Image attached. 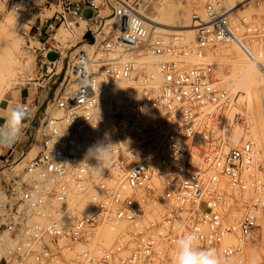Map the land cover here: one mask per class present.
Listing matches in <instances>:
<instances>
[{"label":"built area","instance_id":"1","mask_svg":"<svg viewBox=\"0 0 264 264\" xmlns=\"http://www.w3.org/2000/svg\"><path fill=\"white\" fill-rule=\"evenodd\" d=\"M197 1L202 24L188 42L183 32H157L131 0H38L36 13L53 12L26 35L42 45L43 62L53 52L62 65L52 98L60 115L44 112L37 128L41 150L5 216L12 244L0 264H174L175 240L188 232L221 264H264V253L252 259L264 232V160L247 130L234 142L231 122L244 127L235 96L205 60L233 45L264 80V0H251L250 12ZM18 2L7 6L19 12ZM82 24L95 27L80 35L89 44L90 33L91 48L59 51L57 32ZM101 147L111 159L98 176Z\"/></svg>","mask_w":264,"mask_h":264},{"label":"rangeland","instance_id":"2","mask_svg":"<svg viewBox=\"0 0 264 264\" xmlns=\"http://www.w3.org/2000/svg\"><path fill=\"white\" fill-rule=\"evenodd\" d=\"M131 2L133 3L134 7L138 10V12L141 10V8L145 9V12L147 14L146 16H150L148 18L155 16L160 10L170 12V14L172 12L176 13L179 11L184 15H186L187 12L193 14H198L201 11L203 12L202 5L197 0H187L186 3L181 2L180 0H131ZM236 2L237 1L235 0H225V3L230 7H232ZM38 4V0H19L17 6L19 7L20 11L13 12L8 8L7 0H0V57L4 62V69L8 68L6 67L7 65L13 64V68H10V72L12 71L14 73L11 74L12 72L9 73V71L3 73L5 75L4 78L6 77L8 80H12L13 82H10L12 85H9L10 87L6 92L10 90L14 91L19 88H26L32 94V100H34V105L38 107L37 109L33 108L31 110L32 115H34V123L32 124V127L28 129L23 128L22 134L19 140L14 143L12 150H7L6 148H4L0 152V255L4 252L5 247L12 244V241L10 240L8 234L4 231L3 224L5 216L8 213L9 207H12L13 204L17 201L19 183L21 181V178L23 177V170L25 164L30 159L35 157L41 150L43 138L41 132L37 131V128L43 120L44 112L46 115L50 116L60 115V112L57 111L53 105L52 98L53 93L58 92L60 89V82L64 72L61 67L62 65L61 63L55 61L56 55L53 52H49L47 54V60L43 62L40 57L42 45L33 38L32 34H30L29 36L26 35L27 31L33 24L37 25L39 23V19L36 20L37 16H39L42 23H45L53 12L52 9L41 11L42 13L38 14L39 11L36 8ZM248 4H246L247 6L244 8L246 12H250V5ZM35 11L38 12L36 13ZM107 14L108 12L102 13V15ZM90 15L91 12L89 10H85L83 12V16L85 18H89ZM172 20L174 19L172 18ZM91 27L92 29L95 28L92 24H89L88 26L82 24L72 33H65L62 30H59L57 32V35H61V38L63 39L62 42H59V51H74L76 49H88L77 48V46L79 44L85 43L80 40V35L84 30ZM107 27H109V25H106V28ZM14 30L15 32H17L16 34L18 37V41L21 45L19 55L20 60L18 59L15 63L13 61L15 52L11 50L14 49V47L10 48V52L7 51L8 47H10L9 44ZM163 34L168 33L163 32ZM107 37V34L100 35V38ZM228 49L229 48L225 47V45L218 46L216 50L214 49L215 51L212 50L206 54V59L208 57H211L212 55L215 59L223 60L227 57L232 56L234 58L243 57L244 60L248 61L247 58H245L237 48L236 49L240 54L232 53ZM145 62L148 66H151V64H153L155 60L147 59ZM223 62H225V60H223ZM209 66L211 73L215 78L214 69L211 64ZM221 70L224 74L229 73L228 66H223ZM254 71H257L256 68H254ZM15 74H17L18 76ZM14 75L17 77H14ZM216 80L218 84L225 87V85L222 84L218 79ZM249 80L254 81L253 84L255 86H251V88H249V90L252 91H250L251 98H249V95H247V92L245 90L246 88L244 86L239 87L238 89L235 88L234 90L232 88L229 89L226 87V89H228L229 92L233 96H235V102L233 105L234 107L232 109V113H237L242 117V122L244 126H237L236 123H232V116L230 118V127L236 131V136L233 137L234 142L239 141L241 137V135L239 134L241 133V129L247 130V134L253 136L257 140L261 151V158L262 160H264V132L260 133L258 131V128H256L254 131H251L250 129L253 123L255 125H257L256 123L260 124V121L258 119L259 115H257L258 111H256V107L257 98H259V100L264 99V80H262L260 73L258 74V76L254 77L250 75ZM260 101H262V105V103H264V100ZM260 111L264 112V105H262ZM262 122H264V116H262ZM105 237L106 241H108L109 243H113L114 237L112 234L106 232ZM259 245V249L252 256L254 262L258 260L259 254L264 253V232H262L261 234Z\"/></svg>","mask_w":264,"mask_h":264},{"label":"bare ground","instance_id":"3","mask_svg":"<svg viewBox=\"0 0 264 264\" xmlns=\"http://www.w3.org/2000/svg\"><path fill=\"white\" fill-rule=\"evenodd\" d=\"M235 1H237V2L233 5V7H239L241 5H246V4L250 3L251 0H235ZM193 9H194V7H193ZM195 10H196V8H195ZM138 13L145 20V22H147L148 24H151L153 27H155L157 29L156 30L157 32H162V33L164 32V33H168V34L169 33H173V32H183V34L186 36L188 42L193 41V39H194V29L197 26L202 24V16H203V12L202 11L199 12L198 14H193V13L187 12V14L184 15L183 13H181L179 11L176 12V13L172 12L170 14V12H165L163 10H160L158 12V14H156L155 16H152L151 18H148L150 16H146L147 14L145 12V9H143V8H141V10ZM172 18L174 20H172ZM17 21H16V23H17ZM110 23H111V21L109 19H107L106 20V25H109V27H107L108 29L106 28L107 31L111 30ZM16 33L17 32H15V30H14L13 33H12V38H11L10 44H9L10 47H8V49H7L8 52H10L11 50H13V52H15V56H14V60H13L14 63L20 57L19 55H20V48H21V45H20V43L18 41V37H17ZM54 39L57 42H60V41L62 42L63 41V39L61 38V35L60 36L56 35L54 37ZM11 45H14V46H11ZM91 45L92 44L88 45L85 42V43L79 44L77 46V48H88V49H90ZM11 47H14V49L10 50ZM225 47H228L229 48L228 50H230L232 53H239L240 52V51L238 52L237 49L233 45H225ZM230 57H227L226 59H223V60H225V62H223L222 59H215L212 55H211V57H208L205 60H206L207 63L211 64V66L214 69L215 78L218 79L222 84H224L225 88L226 87L229 88V89L232 88L234 90L235 88L238 89L239 87H243L244 86L246 88V89L245 88L244 89L246 90L247 95H249V98H251V96H250V94H251L250 91L251 90H249V88H251V86H253V87H255V86L253 84L254 81H250L249 80V76L250 75L253 76V77L254 76H258L259 69L253 63H250V62L244 60L243 57L242 58H240V57H235L234 58L232 56H230ZM27 59H28V57H27ZM12 65L13 64L7 65L6 67H8V68L4 69V62H3V60L0 57V101L2 100L5 92L9 89V87H10L9 85H12L10 83V82H12V80H8L6 77L4 78L5 75L3 74L4 72H8V71H9V73H11L12 71L10 72V68H13ZM223 66H228L229 67V73L228 74H224L222 72L221 69L223 68ZM254 68H256L257 71H254ZM11 74H14V73L12 72ZM15 75H17V74H15ZM15 75H14V77L18 76V75L17 76H15ZM10 77H8V78H10ZM260 100H264V99H260ZM260 100H259V98H257V107H256L257 108L256 111H258L257 115H259L258 119L260 121V124L256 123L257 125H255L253 123L251 125L252 127H250V129H251V131H254L256 128H258V131L260 133H262V132H264V122H262V116H264V112H261L260 109L262 108V105H264V103H262V105H261L262 101H260ZM106 232L107 231L104 230L102 233L106 234Z\"/></svg>","mask_w":264,"mask_h":264},{"label":"clouds","instance_id":"4","mask_svg":"<svg viewBox=\"0 0 264 264\" xmlns=\"http://www.w3.org/2000/svg\"><path fill=\"white\" fill-rule=\"evenodd\" d=\"M28 107L23 103L0 108V146H12L16 143L23 131L25 122L30 117ZM105 148H97L93 155L98 165L93 169V174L101 176L108 167L111 154ZM197 235L193 232L182 234L175 240L174 264H221V257L214 248L204 249L197 244Z\"/></svg>","mask_w":264,"mask_h":264},{"label":"crops","instance_id":"5","mask_svg":"<svg viewBox=\"0 0 264 264\" xmlns=\"http://www.w3.org/2000/svg\"><path fill=\"white\" fill-rule=\"evenodd\" d=\"M32 94L30 91L26 88H19L17 90H10L5 93L4 97L0 101V108H5L9 105H16L17 103H27L32 104ZM30 109H33V106L30 107ZM4 120L0 119V125H3Z\"/></svg>","mask_w":264,"mask_h":264},{"label":"water","instance_id":"6","mask_svg":"<svg viewBox=\"0 0 264 264\" xmlns=\"http://www.w3.org/2000/svg\"><path fill=\"white\" fill-rule=\"evenodd\" d=\"M86 40H88L89 41V43H93V39H92V37H91V35H90V33H87L86 35H85V37H84Z\"/></svg>","mask_w":264,"mask_h":264}]
</instances>
